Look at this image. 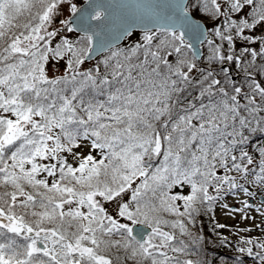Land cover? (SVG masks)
Masks as SVG:
<instances>
[{
	"label": "snow or ice",
	"instance_id": "obj_1",
	"mask_svg": "<svg viewBox=\"0 0 264 264\" xmlns=\"http://www.w3.org/2000/svg\"><path fill=\"white\" fill-rule=\"evenodd\" d=\"M133 27L142 40L118 47ZM258 27L264 0H0V264H209L192 258L203 215L233 264H264V240L241 235L253 228L232 245L213 215L228 195L253 198L247 185L264 193V35L246 34ZM221 206L255 219L247 201Z\"/></svg>",
	"mask_w": 264,
	"mask_h": 264
},
{
	"label": "trees",
	"instance_id": "obj_2",
	"mask_svg": "<svg viewBox=\"0 0 264 264\" xmlns=\"http://www.w3.org/2000/svg\"><path fill=\"white\" fill-rule=\"evenodd\" d=\"M250 11H251V9L248 8L247 12L250 13ZM235 15L236 14H233V19L244 18L243 14L240 15V17H236ZM215 24L218 25L219 22H215ZM212 26H213V24H212ZM249 31L246 34H249ZM133 34H135V37L133 39L130 38L132 35L131 34L130 37L126 41H124L122 44L117 45V46L120 48H127V47L133 46L135 43L142 40V35H143L142 31H136V32H133ZM64 35L70 40L78 39V36L74 33L64 32ZM211 38H213V37L209 36V39H211ZM59 42H60V37H56L53 40V46ZM225 47H227V45H225ZM235 47H236L237 52L241 51L244 47L253 48L252 43L246 44L245 42H243L241 40L235 41ZM208 53H209V49H208L207 44L205 43V44H203V55H202L200 60L197 59L198 67L206 68L208 66L207 62H206V58H207ZM105 55H107V52L102 53L95 60H93L91 62H85V64L82 65L81 68L82 69H91L98 61L102 60ZM54 60H59V59H54ZM66 60H67V57H65V59H63V60H59L63 63V68H65ZM51 61L52 60H50L49 62H51ZM212 67L216 68L217 71H219V68L217 65H213ZM224 67L228 68L229 65L226 64V65H224ZM229 70H230V73L233 74V76H236L237 82L238 83L241 82V75L237 74L238 70H237V66L235 63H233L230 66ZM56 75H60V74H56ZM255 140H264V137L254 138V142H255ZM92 154L95 155L96 153L93 152ZM69 162L73 163L75 165V161H72L71 159H69ZM247 186L250 188L251 191H255L254 193H256V195L263 194L259 189L253 190L256 187L251 186V185H247ZM7 190H10V189H7ZM3 191H5V189L3 187H0V192H3ZM257 192H259V194ZM218 205L219 204H217L215 206L213 215H214L215 221L220 223V221L216 215V209H217ZM110 207H114V205L110 206ZM198 226L201 229L202 235L205 236L206 241H208V242L206 243L204 250L198 256L194 255L192 258L193 259H200V260L206 259L207 261H209V264H224V260H227L228 264H233L232 257L234 256V249H229V248L218 246V241L216 240L215 236L213 235V233L211 231L212 226H213L211 217L209 215H203V216L199 217L198 218ZM193 231H195V229H193ZM220 231L223 233V235H225L224 229L220 230ZM242 260H243V264H254V260L252 257H243Z\"/></svg>",
	"mask_w": 264,
	"mask_h": 264
},
{
	"label": "rangeland",
	"instance_id": "obj_3",
	"mask_svg": "<svg viewBox=\"0 0 264 264\" xmlns=\"http://www.w3.org/2000/svg\"><path fill=\"white\" fill-rule=\"evenodd\" d=\"M75 2H79V0H75ZM247 11V9H246ZM243 13L239 15H235L236 17H240ZM244 15V14H243ZM67 18V12L65 11L62 13L56 20L55 26L59 27L60 22L64 19ZM212 24H209V27H211ZM249 35H253L255 37H259L261 35H264V30L258 29L256 30H250ZM130 37V36H129ZM128 37V38H129ZM135 34H132L130 38H134ZM127 38V39H128ZM253 48L259 49L260 45L259 43L252 44ZM65 71V68H63V63L59 60H52L48 64V74L56 75V74H63ZM236 79V77H234ZM82 155H86L89 152V147L84 146L81 149L78 150ZM253 190H258V188H255ZM255 192V191H253ZM259 194V192H257ZM264 194V193H263ZM261 195H254V200L255 201H250L249 198L242 192L238 194H231L226 197H224L217 209H216V215L220 221V223L226 224L229 227L227 229H224V233L226 236H228L229 241L231 242L232 245H236L239 241V238L235 235L236 231L238 228H253L251 232L248 233H241V235L252 237V238H258L260 240H264V232H261L259 229L254 228V225H261L264 227V217H261L256 211L255 207H259L261 203L260 199ZM247 201L248 203L252 204L254 207L248 211L249 216L254 217L255 219H248V220H242L241 219V214L237 213L234 216L227 215V210L224 209L221 205L222 204H227L230 206V208H239L242 206V202ZM113 206V205H112Z\"/></svg>",
	"mask_w": 264,
	"mask_h": 264
},
{
	"label": "water",
	"instance_id": "obj_4",
	"mask_svg": "<svg viewBox=\"0 0 264 264\" xmlns=\"http://www.w3.org/2000/svg\"><path fill=\"white\" fill-rule=\"evenodd\" d=\"M134 30H141V28L140 27H133V28H131V32L134 31ZM119 31H120V26L118 24L117 28L111 33V37L110 38H113L114 39L119 34ZM125 38H126V36L120 37L118 40H114V42L116 43V45L117 44H120V43H122L124 41ZM194 47H195V50H196L198 59H201V57L203 55L202 45L199 43V41H196V42H194ZM100 54H102V53H96V54H94L93 57L90 60L95 59ZM262 198H264V195H261L260 196V199L261 200H262Z\"/></svg>",
	"mask_w": 264,
	"mask_h": 264
},
{
	"label": "bare ground",
	"instance_id": "obj_5",
	"mask_svg": "<svg viewBox=\"0 0 264 264\" xmlns=\"http://www.w3.org/2000/svg\"><path fill=\"white\" fill-rule=\"evenodd\" d=\"M83 3H84V0H79L78 5L83 4Z\"/></svg>",
	"mask_w": 264,
	"mask_h": 264
}]
</instances>
